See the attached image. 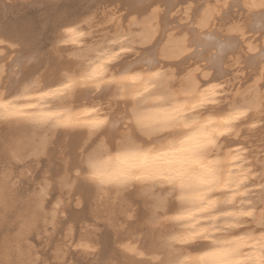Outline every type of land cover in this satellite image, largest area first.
Segmentation results:
<instances>
[{"label":"bare ground","instance_id":"bare-ground-1","mask_svg":"<svg viewBox=\"0 0 264 264\" xmlns=\"http://www.w3.org/2000/svg\"><path fill=\"white\" fill-rule=\"evenodd\" d=\"M46 1L50 7L48 10L56 15L52 17L49 13L40 23L44 28L51 22L55 28L53 49L45 61L46 56L42 59L43 51L40 52V44L37 46L34 39L35 22L32 24L30 16L28 19L22 17V13L17 15L19 10L13 8L14 5L0 0V101L10 104L7 110L0 109L3 113L0 115V131L15 133V139L8 147L10 156L20 159L26 153L44 154L50 139L45 136L47 132L51 136L60 134L58 138H68L70 143L66 145L70 151L77 149L80 152H77L78 161L67 167L74 173L69 175L66 170L62 185L79 194L76 204L84 196L107 202L109 199L121 200L125 204L117 209L111 208L109 218L120 214L123 220L120 223L124 226L115 223L117 228L113 226L115 230H110L116 236L124 232L131 234L139 231L138 224H145L148 228L145 231L149 230L154 237L147 249L154 259L152 263H143L142 259L135 257L146 254L137 247L135 240L116 241L120 248L116 247L121 250L119 254L116 247L115 250L123 264H179L183 255L198 254L201 244L182 245L173 239L191 231L186 227L188 224L207 229L209 239L258 237L264 232V189L261 188L264 186V171L261 177H257L255 154L246 144L251 139L249 133L264 117V0H193L179 12L175 8L184 0ZM94 7L116 15V24L111 38L89 43L88 27L91 26ZM232 12H235L234 16L243 14L245 18L241 23L228 24L226 19ZM40 24L35 26L40 27ZM136 45L142 47L138 59L134 58L123 66L118 62L121 67L117 66L120 56ZM16 46L19 47L15 49ZM6 47L15 50L6 51ZM192 58L196 59H193L194 63L191 66L188 63L185 68L186 61L191 59L192 62ZM5 59L8 61L4 62ZM230 61L243 63L253 71L246 69L248 80L241 82L229 100L223 102L225 81L221 79L226 75ZM178 64L185 66L182 68V65L181 69L180 65L179 68L172 67ZM40 68V71L49 73L33 76L27 81L22 78L25 71ZM92 73H95L93 80L82 79ZM112 79L117 82L106 83ZM64 84L70 86L61 87ZM98 95L106 97L104 104L95 98ZM201 100L204 101L202 105L196 103ZM193 104H196L194 109ZM178 105H183L181 115L172 119L176 115L173 109ZM17 109L25 113H67L73 117V122L64 124L57 123V118L7 114ZM84 110H89V114L81 115ZM238 111H244L246 115L230 124L208 126L213 143L202 154L206 162L219 161L216 167L220 181L216 187L222 189L208 193L217 201L212 211L198 213L193 220H176L173 217L191 205L178 198L181 191L168 181L141 179L120 183L109 178V174L127 167L126 163L115 159L118 152L137 146H166L168 141L178 139V133L188 131L182 127L183 121H203L208 117L219 121L221 117ZM92 120H103L104 123L93 125L89 123ZM108 157L112 159L109 161ZM89 160L96 162L99 176L93 177ZM224 182L228 183L227 188L223 187ZM192 191L195 189L185 190L186 193ZM255 191L258 195L253 194ZM42 195L33 203H27L30 213L19 223L16 235L8 237L7 233L8 236L0 240V264H36L34 253L23 242L35 228L38 211L45 209ZM230 198L231 202H226ZM101 203L104 205V201ZM58 205L59 202L47 212L50 219L65 212ZM9 208L5 194L0 192L1 223ZM224 212L239 215L225 216ZM249 212L251 215H242ZM18 215L23 216L22 212ZM210 216L217 218L210 219ZM229 224L233 227H226ZM79 245L88 250L94 244L85 241ZM241 251L250 252L252 249L244 247ZM160 252L164 255L158 258Z\"/></svg>","mask_w":264,"mask_h":264},{"label":"rangeland","instance_id":"rangeland-1","mask_svg":"<svg viewBox=\"0 0 264 264\" xmlns=\"http://www.w3.org/2000/svg\"><path fill=\"white\" fill-rule=\"evenodd\" d=\"M184 1L187 3L184 4ZM184 1L179 3L180 5L178 4V6L175 8V10H178L177 12H179L180 9L184 8V6L188 5V2L192 1L193 3V0ZM5 2L9 5H14L15 7L13 8H17L19 10L18 13L16 12L17 15H20L22 13L21 16H27L26 18L28 19L30 16L29 20L32 22V24L35 22V24H33L34 39L37 42V46L40 44L38 48L40 52L43 51L42 55L44 56L42 57V59L45 56L47 57L43 59L46 61L53 49L52 44L54 41L55 28L50 25L51 22L44 26L45 29L41 27L40 23L44 22L43 20L46 19L45 17L48 16L49 13L52 14V17L55 16L56 13L53 14V11L50 12L48 10L50 7L49 3H47L46 0H5ZM110 14V11L106 12L103 8H95L94 11H91V26L88 27L89 43H95L98 40L109 39L114 35L116 15L114 16ZM231 14H229L230 18L226 19V22L228 24L237 21L241 23V20L245 18H243V14H240V16H234L235 12H232ZM174 15L178 16L179 13H174ZM37 22L40 24V27L35 26L39 25ZM35 29L37 30V33L35 32ZM43 29L44 31H42ZM37 34H39L40 38H38ZM35 37H37L38 39ZM17 47L19 46H16L15 49H17ZM137 47L138 46L136 45L132 50H129L125 54L121 55V58H119L121 62L117 61L116 65L118 64L117 66L121 67L119 63H122L123 66L124 63L126 64L132 59V61H134V58L135 60L138 59L140 54L139 49L142 47ZM5 49L6 51H9L13 48L10 49L9 47H6ZM193 59L196 60L195 58H192V60ZM194 60L190 62L191 59H189L187 60L188 62L186 61V64L183 61L186 66L184 64H178L172 65V67H180L181 69V66L183 65L182 68L184 66L186 68L188 67V63H191L189 64L191 66L192 63H194ZM3 61L7 62L8 60L5 59ZM248 68L243 63H234V61H230L227 64V73L221 79L225 81L223 102L229 100V98L233 94V91L237 86H239L241 82H245L248 80L249 74H247V70L253 71L251 69L249 70ZM40 70H42V68L35 69L34 71H25V74L22 78L27 81L33 76L49 73V71ZM262 82L264 83V81ZM98 96H96L95 98L100 103L104 104L106 101V97H104V95ZM105 107L107 109L108 106L105 105ZM59 135L60 134L56 136L53 135V137L49 134V132L45 134V136L50 139L47 145L48 150L44 152V154L34 155L26 153L22 156V158L15 159L8 153L9 144L15 139V133L12 134L9 131H0V192L5 194V197L7 198V201L11 206V208H9V211L5 214V220L3 221V223H1L0 221V240L5 235L8 236L7 233H9L10 235L8 237H14L16 235L19 223L30 213V209L28 207L29 205H27V203H33L36 197L43 194L42 197L45 199V209L38 211V215L36 216L35 221V228L31 230L32 232L27 235V240L23 242L24 246L31 249V252L34 253L33 258L36 264H113L116 263V261V264H123L119 262L121 258H119L120 256H118L120 252L119 250L121 249H118L120 247L119 243L117 242H120V240L121 242L124 240L134 242L135 240L137 247L140 248L144 253H146L142 256L137 255L135 257L142 259L141 261L143 263H152L154 259L151 253L147 251V249L152 243L151 238L154 237L149 233V230L145 231V229H148L147 227H145V224H138V227H140L139 231L131 234H129L128 232H124V235L121 233L116 236L114 231L110 230V228L115 230L113 226L116 227V224L117 226L120 224L122 225V223L120 222H122L123 220L121 218L122 216L120 214L118 215L117 213V217L120 218H117L116 216L109 218V216H112L109 210L111 208V210H113L116 207H121L125 204L124 202L116 199H109V202H107L108 200L106 201L105 199H101V201L95 198H88L87 196H84L80 197V203L76 204V197H79V194L70 192L67 187H64L62 185V177L65 171L67 170L68 173L69 170V175H71V173H74L73 170L68 169L67 167L71 162L78 161L77 152L79 153L80 151L77 149V151H70L69 145H66L70 143L68 141L69 139L64 138V136H62V138H58ZM248 138L251 139H248V141H246V144L248 145L250 150L253 149L255 154V156L253 155V160L255 161L257 167L256 175L257 177H261L263 173L262 170L264 171V117L262 118V121L256 126L255 130H253L252 133H249ZM247 142L250 143L248 144ZM249 145H251V147ZM255 151L257 152V154ZM261 188L264 189V186H261ZM256 192L257 191H255L253 194L258 195ZM103 201L104 205L103 203H101ZM58 202V206L64 209L65 212L62 214L58 213V215L55 214V217L53 219H50V215L48 213L51 211L50 209L56 206V203ZM97 202L99 205L97 204ZM107 206L109 208H106ZM134 206L136 207L137 204L134 203ZM98 209H100V212L98 211ZM21 212L23 214L22 218L18 215L19 213L21 214ZM105 212H107V216ZM1 215L3 214L1 213ZM99 215L102 216H100L99 218ZM115 219H117L118 221ZM128 231L130 232V230ZM145 232H148V234ZM82 233L86 235H82ZM79 237L80 239H78ZM113 237H116L118 239H114ZM119 237L122 238L119 239ZM85 241H90L92 245L94 244L93 248L84 250L79 244ZM112 243L115 246L111 245ZM112 246L114 247V249L112 248ZM115 247L118 249V252L117 250H115ZM114 255L116 256L114 257ZM163 255L164 252H160L157 257L161 258ZM59 256L63 258L60 259ZM117 256L119 259L116 258ZM112 260H114L113 263Z\"/></svg>","mask_w":264,"mask_h":264},{"label":"snow or ice","instance_id":"snow-or-ice-1","mask_svg":"<svg viewBox=\"0 0 264 264\" xmlns=\"http://www.w3.org/2000/svg\"><path fill=\"white\" fill-rule=\"evenodd\" d=\"M95 73L84 76L82 79L91 81L94 79ZM124 79V77H121ZM133 80L136 77H132ZM115 79L106 81L111 85L116 83ZM64 84L61 87H69ZM95 86V85H93ZM55 91H59L56 89ZM203 104L204 101H197ZM10 104L6 101H0V109L7 110ZM26 107L34 108L36 105H27ZM183 105L174 107L173 112L176 114L172 119H176L181 115L180 109ZM193 109L196 104L192 105ZM91 111H97L91 109ZM9 116L33 115L42 118H57V123H72L73 117L67 113L47 112V113H25L20 110L7 112ZM81 115H88L89 110H84ZM3 115V113H0ZM246 115L244 111H238L229 114L227 117H221L219 121L211 117L203 121L192 120L191 122L183 121L182 127L188 129L187 132L178 133V139L168 141L166 146H153L150 148L135 147L125 149L116 154L115 159L127 164L126 168H122L115 174H109V178L124 183L129 180L141 179H162L171 183L174 188L181 191L178 197L182 201H186L191 205L183 213L173 217L176 220H193L197 218L198 213H208L212 211L217 201L208 196V193L220 191L221 188L216 187L220 181L219 170L216 165L219 161H205L203 156L204 149L213 143L211 133L208 130L209 125L216 123L230 124ZM89 123L93 125L103 124V120H92ZM221 135L223 132L220 133ZM112 157H108L110 161ZM89 168L92 169L93 177L100 175L94 160H89ZM242 182V181H240ZM239 183V182H238ZM223 187L227 188L228 183L224 182ZM186 189H195L192 192H185ZM234 198V197H233ZM231 202V198L226 201ZM225 216L239 215L238 213L224 212ZM242 215H251V213H242ZM210 219H216V216H210ZM198 222V221H197ZM186 227L191 231L176 236L173 239L178 244L191 245L201 244L202 248L196 255H183L179 264H264V232L258 237L253 236H236L230 239H209L207 229H197L194 224H188ZM226 227H233L229 224ZM199 238V239H198ZM207 241V243H203ZM247 241H252L247 244ZM249 247L250 252H242L241 249ZM195 250V249H194Z\"/></svg>","mask_w":264,"mask_h":264}]
</instances>
